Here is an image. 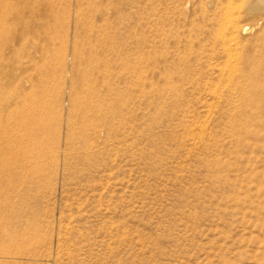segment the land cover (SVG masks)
<instances>
[{
    "label": "rangeland",
    "instance_id": "obj_1",
    "mask_svg": "<svg viewBox=\"0 0 264 264\" xmlns=\"http://www.w3.org/2000/svg\"><path fill=\"white\" fill-rule=\"evenodd\" d=\"M259 1L0 0V264H264Z\"/></svg>",
    "mask_w": 264,
    "mask_h": 264
},
{
    "label": "bare ground",
    "instance_id": "obj_2",
    "mask_svg": "<svg viewBox=\"0 0 264 264\" xmlns=\"http://www.w3.org/2000/svg\"><path fill=\"white\" fill-rule=\"evenodd\" d=\"M263 3H264V2L260 0L259 3H257V5H258V6H263V5H264ZM3 10L6 11L5 8H4ZM231 22H232V23H231L232 25H234V26L236 25V24H234V21H231ZM36 109H37V108H36ZM36 111H38V110H36ZM29 112H30V110H28V113H29ZM33 112H34V111H33ZM35 113H36V112H35ZM35 113H34V114H35ZM29 114H30V113H29ZM37 114H38V113H37ZM24 121H25V120H24ZM23 124H24V122L20 123L18 126L20 127L21 130H23L24 132H26V129H25V127H24ZM27 125H28V124H27ZM5 132H6L5 130L0 131V137H5ZM28 132H29V131H28ZM15 137H17V136H15ZM13 138H14V137H13ZM15 140L18 141V139H15ZM18 144H19V143H18ZM11 146H12V149H13V148H17V142L15 143V141H13V143L11 144ZM26 147H27V146H26ZM25 150H26V149H25Z\"/></svg>",
    "mask_w": 264,
    "mask_h": 264
}]
</instances>
